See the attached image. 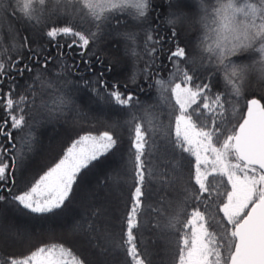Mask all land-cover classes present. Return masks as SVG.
I'll list each match as a JSON object with an SVG mask.
<instances>
[{
	"label": "trees",
	"instance_id": "16d2710c",
	"mask_svg": "<svg viewBox=\"0 0 264 264\" xmlns=\"http://www.w3.org/2000/svg\"><path fill=\"white\" fill-rule=\"evenodd\" d=\"M176 1L178 0H152L153 7L146 14V21L137 19L135 8L114 10L110 22L101 24L98 31L87 12L79 13V0H43L42 3L41 0H0V63L5 65L3 71L6 73L0 77V124H3L5 119L8 120L3 130L8 132L11 129V120L7 115L9 111L17 114L20 107H24L30 112V115L25 117L26 124H22L19 129H11V140L8 136L0 135V159L9 165V170L14 158H24L30 164L41 144L43 146V134H55L65 128L68 122L73 124L72 129L59 141L49 157L32 171L26 172L27 163L20 173H12L17 181L26 184L32 178H38L47 167L62 158L67 147L80 136L100 135L108 131L120 140L117 156L102 161L83 175L72 203L60 215L42 219L26 211L18 212L12 206L0 202V219L4 212L10 211L24 222L40 227L46 223L64 222L69 213L71 222L74 221V231L88 240H93L96 247L103 246L100 253L105 259H109L110 264H116L113 256L118 259L117 264H133L131 257L127 255V248L130 246L126 243L127 216L132 208V194L137 183L131 143L134 139L135 124L139 123L146 133V139L155 140V148L151 154L146 145L147 159L142 157L145 159V179L150 194L142 199L140 209L136 213V227L133 228L134 242L141 258L145 259V264H160L155 261L153 255L155 244H159L164 250V264H177L180 237L190 232L184 225L191 218L190 214L195 206L198 205L200 210L205 212L206 219L214 216L215 220H222V214L216 212L215 204L206 194L203 198L209 199L207 206L192 197L193 191L200 195L198 186L194 184V159L179 150L173 151L161 132L152 134L153 128L158 121H162L164 125L171 124V128H174V117L178 110L174 107L175 100L170 89L175 83L184 84L185 73L193 77L189 86L194 90L197 85H210V89L206 91V95L210 97L209 102L214 100L216 95L221 96L214 113L209 114L207 110H202L194 114V120L198 125H205L215 119L224 128H229L244 114L246 102L250 97H258L264 103V78L258 71L254 72L260 79L259 88L250 89L252 80L247 78L243 83L241 97H236L225 72L216 65L208 51L214 44L213 33L216 25L212 23L211 15L206 23L202 22L204 10L207 9L211 13L212 9L218 6V0H183L193 6L197 19L195 31L190 39L182 35L179 23H167L171 7ZM25 3L30 4L28 11L32 13L31 17L21 11ZM235 3L238 6H259L260 0H235ZM17 22L23 24L19 29L15 27ZM256 23H260L259 13ZM52 27H73L74 31H81L85 35H88L90 30L96 33V39L93 40L89 36L90 43L83 49L85 55L81 57V49L72 44L73 39L79 43L78 38L58 36L55 40L48 39L46 33ZM117 32L130 35L125 37L117 35ZM149 36L151 40L148 39ZM69 44H72L71 49ZM177 46L185 48V57H172L169 60ZM116 50H121L127 60L124 69H115L113 65V57L110 54ZM35 53H39L38 63L29 59V56ZM45 56L52 59L46 61ZM116 57L123 58L119 55ZM234 59L237 62L258 61L259 56L251 53ZM17 60V68L27 64L32 68V72L25 68L21 76L19 72L10 71L12 63ZM85 60L89 61L91 71L88 70ZM101 72L108 91H111L115 84L117 90L126 94L131 92L139 103L134 102L126 107L116 106L115 102L109 99L104 86L97 80ZM133 73H136L135 83H132ZM93 80L97 82L93 84ZM159 80L165 82V88L161 89L156 83ZM84 81H89L87 87H82ZM10 82L15 83L14 91ZM93 88L97 91L93 92ZM21 97L31 101V105ZM8 98L14 100L11 110L6 108ZM68 98L73 101L70 107L64 104ZM17 101L20 103L17 104ZM203 101L204 97L201 96V108ZM56 110H59L57 116L49 119L48 112ZM95 110L96 114L102 115L101 120L92 117L91 112ZM107 165H115L114 172L108 166V176L101 171ZM219 180V177L210 176L209 185L214 188ZM2 183L3 181H0V184ZM88 184H94L98 192L106 191L112 186H120L121 189L114 230L109 236L102 234V241L98 240V235L103 230L99 225L101 222L96 224L101 212L94 202L89 203L87 200L88 196L92 199V194L87 189ZM218 190L222 191L223 187ZM85 202L88 203L84 206ZM73 204L77 207L72 206ZM209 222L213 223L211 220ZM53 245L58 251L60 246L69 249L76 261L89 264L92 256L90 249L84 244V248L78 246L74 239L55 234L43 235L16 248L7 247L0 235V264H11L13 259L23 260L39 248H49Z\"/></svg>",
	"mask_w": 264,
	"mask_h": 264
},
{
	"label": "snow or ice",
	"instance_id": "6c2138e0",
	"mask_svg": "<svg viewBox=\"0 0 264 264\" xmlns=\"http://www.w3.org/2000/svg\"><path fill=\"white\" fill-rule=\"evenodd\" d=\"M82 3L98 31L101 24L110 22L114 10L135 8L137 19L146 21L148 19L146 14L153 7L152 0H82ZM29 8L30 4L25 3L21 11L31 17ZM238 13L241 15L238 16ZM258 13L259 24L256 23ZM75 14L74 12L73 15ZM210 15L216 27L213 33L214 44L208 51L216 65L225 72L235 96L241 97L243 83L250 74L258 71L264 78V0H260L259 6L256 4L238 6L235 0H218V6L213 8L211 13L207 9L204 10L202 22L206 23ZM183 19H185L183 13H170L167 23L174 25ZM117 35L128 37L130 34L117 32ZM46 36L49 40H55L58 36L78 38L79 43L73 39L72 44L81 49L79 52L81 57L85 55L83 49L90 43L89 36L93 40L96 39V33L89 30L88 35H85L81 31H74L73 27H52ZM148 39L151 40V36ZM72 44L68 45L69 49L72 48ZM251 53L257 54L259 61L237 62L234 59ZM60 55L63 57V53ZM185 55V48L177 46L169 60ZM29 59L38 63L39 53L29 56ZM51 59L52 57L45 56L46 61ZM18 63L19 60L14 61L9 70L19 72L21 76L25 68L32 72V68L27 64L17 68ZM85 64L91 71L88 60H85ZM4 68L5 65L0 63V77L6 74ZM108 71H111L110 67ZM135 75L136 73H133L132 83H135ZM192 79V76L185 73L184 84L175 83L170 89L175 100L174 107L178 110L174 117V128H171V124L164 125L162 121H158L152 134L161 132L173 151L179 150L194 159V184L198 186L200 195L193 191L192 197L206 206L210 199L215 204L216 212L222 214V220H215L214 216L206 219L205 212L201 211L198 205L195 206L190 214L191 218L184 225L190 232L180 237L177 264H264V103L261 99H248L246 113L238 117L229 128L222 127L215 119L209 124L198 125L194 120V114L202 110H207L209 114L214 113L221 96L216 95L215 99L209 102L210 97L206 95V91L210 89V85L207 83L203 86L197 85L194 90L189 86ZM97 80L104 86L109 99L114 101L116 106L126 107L134 102L139 103L131 92L127 94L121 92L117 90L115 84L112 90L108 91L103 72ZM97 80H93L92 83L95 84ZM10 83L14 91L15 83ZM156 83L161 89L166 87L162 80ZM88 85L89 81H84L82 87ZM125 89L127 90V86ZM92 91L97 90L93 88ZM201 96L204 97L202 108ZM21 99L29 106L32 103L25 97ZM72 103L71 98L64 101L66 107H70ZM13 106L14 100L8 98L6 108L11 110ZM58 111H49L48 118L54 119ZM7 115L11 120V129H19L22 124L27 123L25 117L30 115V112L20 107L19 113L12 114L9 111ZM169 115L171 116V113ZM135 119L133 115V120ZM7 124V119L0 124V135L8 136L11 140V129L8 132L3 130ZM119 143V138L108 131L98 136H80L67 147L62 158L47 167L38 178H32L26 184L18 182L12 173H20L28 160L14 158L9 170V165L0 159V181H3L0 184V202L12 206L18 212L26 211L42 219L56 217L72 203L83 175L102 161L117 156ZM146 145L151 154L155 148V140L146 139L145 131L137 123L131 143L137 183L132 194V208L127 216L126 241L130 245L127 248V255L131 257L133 264H145V259H142L137 251L133 228L136 227V213L140 209L142 199L150 194L145 179ZM210 176L220 178L214 188L209 185ZM221 186L222 191L218 190ZM205 194L209 199L203 198ZM210 220L213 223H210ZM11 264H83V262L76 261L69 249L60 246L57 252V247L53 245L49 248L41 247L23 260L13 259Z\"/></svg>",
	"mask_w": 264,
	"mask_h": 264
},
{
	"label": "rangeland",
	"instance_id": "374dc122",
	"mask_svg": "<svg viewBox=\"0 0 264 264\" xmlns=\"http://www.w3.org/2000/svg\"><path fill=\"white\" fill-rule=\"evenodd\" d=\"M83 11V12H82ZM171 13H183L185 16V19H183L179 23V29L184 37H187L190 39L191 35L194 33L195 26L197 25V19L195 18V11L193 9V6L188 4L186 1L178 0L176 1L173 6L171 7ZM85 13L87 12L86 9L83 6L82 0H79V13ZM53 15H56V13H53ZM23 24H20V22L15 23L16 28H21ZM36 34L38 32L36 31ZM122 56V59H118L116 56ZM111 57H113V65L115 69H124L127 65V60L122 55L121 50H116L112 54H110ZM259 61V60H258ZM248 78H251L252 83L249 85V88L251 89H258L260 84V79L258 76H256L254 73L250 74ZM250 80V81H251ZM96 110L91 112V115L93 118L97 120H101L102 115L100 113L96 114ZM73 127V124L71 122H68L67 126L63 128L60 131H56L55 134L50 133L43 134V146L41 144L40 149H38V153L34 158H32L31 163L27 164L25 170L26 172L32 171L39 163H41L43 160H45L49 155L52 153V151L57 147V144L61 139L69 132ZM55 128V127H53ZM102 134V133H101ZM92 135V134H88ZM98 136V135H94ZM43 147V148H42ZM110 165V164H109ZM107 165L105 168H102L101 171L107 174H104L108 176L109 170ZM109 168H112V172L115 171V165L109 166ZM90 184V182H89ZM87 189L90 190L89 193L92 194V199L90 200L89 196L87 197V200L89 203L94 202L95 205L98 206L101 216L97 219V223L100 221L99 225L103 230L98 235V240L102 241V234H110L114 230V226L116 224V213L120 204V198H121V189L120 186H112L108 190H101L97 191L94 187V184H91ZM119 185V184H118ZM87 190V191H88ZM86 191V190H85ZM78 200V199H77ZM88 202L84 203V206L87 205ZM72 206H75L73 204ZM77 207V206H75ZM72 208V207H71ZM3 217L0 219V235L2 236L5 244L9 248H16L18 246H22L25 242L32 241L33 239L39 238L43 235H59L66 238H69L71 240H75L78 246H81L84 248L83 244L90 249L91 255L89 259V264H110L109 259H105L104 256L101 255L100 251L103 250V246L96 247L93 245V240L86 238L85 236L79 235L76 231H74V224L68 213V217L66 218V221L62 222H55V223H46V225L36 227L34 225L28 224L27 222H24L20 217H18L16 214L10 211H6L3 213ZM77 223V221H75ZM109 236V235H108ZM152 239V238H151ZM80 241V243H79ZM80 244V245H79ZM57 252H59L57 250ZM153 255L155 257V261L159 262L160 264H164L165 254L164 250L161 248L159 244H155L153 247ZM113 260L117 263L118 259L116 256H113ZM113 264V263H111Z\"/></svg>",
	"mask_w": 264,
	"mask_h": 264
},
{
	"label": "water",
	"instance_id": "95a60500",
	"mask_svg": "<svg viewBox=\"0 0 264 264\" xmlns=\"http://www.w3.org/2000/svg\"><path fill=\"white\" fill-rule=\"evenodd\" d=\"M252 98L259 99L258 97H255V96H252V97H250L249 99H252ZM246 110H247V106H246V109H245V112H244V113H246Z\"/></svg>",
	"mask_w": 264,
	"mask_h": 264
}]
</instances>
